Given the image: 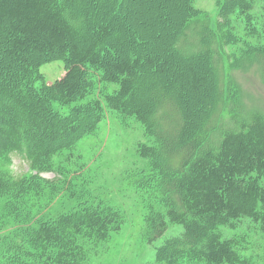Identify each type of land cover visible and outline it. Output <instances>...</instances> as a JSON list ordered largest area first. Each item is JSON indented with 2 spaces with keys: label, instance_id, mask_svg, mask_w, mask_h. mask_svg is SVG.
<instances>
[{
  "label": "trees",
  "instance_id": "1",
  "mask_svg": "<svg viewBox=\"0 0 264 264\" xmlns=\"http://www.w3.org/2000/svg\"><path fill=\"white\" fill-rule=\"evenodd\" d=\"M231 1L243 6L238 13L248 15L251 7L244 0ZM121 3L0 0V57L15 66L14 72L0 73V197L18 223L2 239L0 264H89L82 240L106 241L123 224L121 212L101 201L42 220H35L27 209L29 197L39 196L52 184L41 176L51 155L93 131L102 120L99 101L90 107L74 106L67 115L51 105V100L67 105L84 98L92 72L99 73L100 81L117 86L105 96L108 107L134 117L154 138V145H137L138 156L152 169L141 185L153 184L165 207V213L146 217L147 238L150 242L161 238L167 222L183 229L156 247V260L251 264L239 257L236 238H226L222 232L236 230L244 218L264 231V114H251L241 128L207 147L211 120L227 92L218 82L215 65V56L224 52L220 28L215 32L202 25L195 33L198 49L184 53L178 43L201 11L193 0H178L169 9L173 20L159 40L155 36L164 10L156 5V20L150 17L146 25L133 20L139 30L129 33L133 47L113 43L114 33L125 28L124 21L115 16L94 23L102 18L101 5L112 12ZM229 12L228 8L220 12L223 26L228 25ZM246 48L241 52L247 59L261 58L264 75V44ZM161 49H168V54L157 57ZM53 59L65 64V73L51 88L37 91L38 69ZM177 68L179 83L168 77ZM194 100L202 106L197 113ZM13 153L24 158L34 173L10 172ZM176 155L180 160L174 164Z\"/></svg>",
  "mask_w": 264,
  "mask_h": 264
},
{
  "label": "rangeland",
  "instance_id": "2",
  "mask_svg": "<svg viewBox=\"0 0 264 264\" xmlns=\"http://www.w3.org/2000/svg\"><path fill=\"white\" fill-rule=\"evenodd\" d=\"M94 1L90 0L91 3ZM173 1L177 4L178 0ZM173 1L122 0L120 7L112 12L101 5L102 18L94 24L102 19L119 17L126 26L118 28V33H114L113 43L123 41L131 45L129 33L132 35L139 31L133 20L142 21L144 25L150 22V17L156 20L153 14L157 16L155 9L158 5V8L164 10L160 16L162 20H158L161 26L160 35L155 36V39L159 40L173 20V10L169 11L172 3H175ZM244 1L251 7L247 16L238 13L243 6L234 4L231 0H193L194 7L200 10L201 14L190 24L186 38L178 43V48L184 53L196 51L198 46L195 33L202 25L208 24L215 32L220 28L218 39L223 40L221 44L224 52L219 57L215 56V65L218 82L227 92L225 102L217 106L211 120L213 128L207 134V147L218 144L226 132L241 128L251 114H264V75L260 66L261 58L249 60L241 52L247 49L248 45L264 44V0ZM224 8L231 11L228 14L227 26H223L224 22L220 16ZM162 21L166 25H162ZM92 28L94 29V26ZM167 51L168 49H161L157 52V57L166 56ZM14 67L13 63H8L4 57H0V73L5 70L14 72ZM65 68V64L57 59L42 64L38 69L39 79L35 82L37 91L42 86L51 88L64 75ZM180 72L179 68L175 72L172 69L168 77L179 83ZM91 74L92 84L84 98L77 97L67 105L51 100V105L60 115H67L74 106L90 107L93 102L99 101L102 121L93 131L86 132L71 146L51 155L41 176L52 181V184L50 188H44L39 196H30L27 209L35 220H42L76 210L82 204L101 201L111 205L121 212L123 224L106 241L94 244L92 241L82 240L88 247L89 264H163L155 258L156 247L168 237L179 236L183 229L180 225L167 222V229L161 238L152 242L147 238L149 228L146 217L151 213H165V207L159 200L160 193L153 184L141 185L152 169L148 160L138 156L137 145H154V138L146 134L144 127L134 117H125L119 111L108 107L105 96L112 94L117 86L100 81L98 72ZM204 90L208 92V87ZM192 104L195 113L202 110L200 101L194 100ZM1 134L4 136L6 132ZM179 160L180 156L176 155L173 163L176 164ZM9 170L16 175L34 173L28 168L27 161L16 153L11 155ZM156 176L154 174L152 180ZM4 202L5 199L0 197V256L4 253L2 239L9 236L18 226L15 216L12 217L5 210ZM222 234L226 238H236V251L241 259H247L251 264H264V231L258 223L244 218L236 230L223 229ZM178 264L190 263L183 261Z\"/></svg>",
  "mask_w": 264,
  "mask_h": 264
}]
</instances>
